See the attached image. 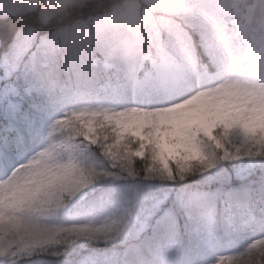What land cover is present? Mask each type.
<instances>
[{
	"label": "snow or ice",
	"instance_id": "obj_1",
	"mask_svg": "<svg viewBox=\"0 0 264 264\" xmlns=\"http://www.w3.org/2000/svg\"><path fill=\"white\" fill-rule=\"evenodd\" d=\"M0 264H264V0H0Z\"/></svg>",
	"mask_w": 264,
	"mask_h": 264
}]
</instances>
